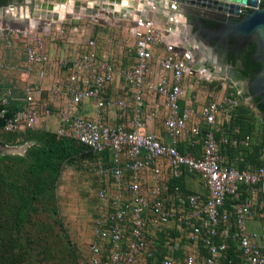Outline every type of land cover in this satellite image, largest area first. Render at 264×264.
I'll use <instances>...</instances> for the list:
<instances>
[{"label": "built area", "instance_id": "1", "mask_svg": "<svg viewBox=\"0 0 264 264\" xmlns=\"http://www.w3.org/2000/svg\"><path fill=\"white\" fill-rule=\"evenodd\" d=\"M64 20L56 21L59 36H71L77 29L66 32ZM34 28L21 31L27 81L20 96L14 95L12 86L0 88V117L10 99L21 101V107L4 119L1 129L20 132L43 120L48 129V120L55 119L57 136L76 140L95 153L99 206L84 264H264V142L256 165L246 162L236 166L223 162L219 155L221 145L236 146L250 140L248 134L241 138L225 132L216 135L220 126L230 121L237 100L222 93L199 107L193 101L182 104L184 79L190 73L183 60L186 53H166L152 74L151 47L161 41L165 30L149 17L136 16L127 28L134 38V63L119 70L126 90L118 95L105 91L115 68L104 52H97L96 35L85 38L76 58L51 56L46 39L52 32ZM107 42L127 43L126 37L112 36ZM53 69L66 73H50ZM48 78L51 83L46 85ZM145 92L161 102L153 99L146 107ZM90 99L94 114L84 116L81 103ZM160 107L164 108L163 126L170 142L145 129ZM186 135L197 137L198 155L176 146ZM164 164L170 177H177L182 168L196 174L204 196L184 194L183 208L167 203ZM243 188L249 197H243ZM256 210L262 215L260 226L249 229L246 220ZM182 239L186 243L180 246ZM179 247L183 248L181 255L176 254Z\"/></svg>", "mask_w": 264, "mask_h": 264}, {"label": "rangeland", "instance_id": "2", "mask_svg": "<svg viewBox=\"0 0 264 264\" xmlns=\"http://www.w3.org/2000/svg\"><path fill=\"white\" fill-rule=\"evenodd\" d=\"M35 1L10 0L2 5L0 12V86H12L16 92L27 81L25 36L21 31L25 27L34 28L20 25L23 24L21 18H31L34 10H40L35 5L31 6ZM89 24L86 20L68 21L62 26L66 32L74 27L77 29L71 35L74 40L77 36L81 39L88 33L95 34L97 51L101 53L105 50L109 34L98 32V24L94 25L96 30L93 32V25ZM56 25L50 28L52 34L46 39V44H55L62 51V44L68 41V37L66 33L62 35L63 39L59 38ZM210 80V89L216 95L227 93L234 97L236 89L243 96V106L253 107L250 95H243L227 76L211 77ZM213 97L210 96L211 99ZM44 127L43 121H39L33 129L3 134L6 146L15 148L8 154L22 155L21 148H27L34 141L33 136ZM48 129L53 130V126ZM77 153L71 161H53L52 170H44L38 182L31 179L25 165L12 159H0V264L85 263L99 200L95 194V153L85 149H78ZM33 191L37 192L36 196L30 198ZM24 205L28 213L20 224L16 212L19 206Z\"/></svg>", "mask_w": 264, "mask_h": 264}, {"label": "crops", "instance_id": "3", "mask_svg": "<svg viewBox=\"0 0 264 264\" xmlns=\"http://www.w3.org/2000/svg\"><path fill=\"white\" fill-rule=\"evenodd\" d=\"M37 1L41 3L40 0H36V2ZM94 1L95 0H92V2ZM100 1L101 0H99L98 2L100 3ZM157 2H159V5H157ZM121 4L123 6H126V9L128 8L127 5L130 4L129 7L131 8L129 12L131 18L129 20L123 18H114L111 20L110 18L105 16L101 17L99 20H93L91 19V17H93L94 15L91 17L81 15L80 17H71L67 20H64V22L86 20L88 23L93 25L91 26V31L93 32L96 30L94 25L98 24L99 30L97 31L101 32L102 34H109L108 37H126V44L115 45L113 43L110 44L107 42L105 50L103 51L107 58L112 61V64L115 68L112 82L107 86L105 91L106 93H112L115 95L121 94L126 90V86L123 83L122 76L119 74V70L121 68H130L134 63V55L132 50L134 38L129 34L127 29L132 19H134L136 16H146L151 18L155 22V24L159 26L160 29L165 30L161 41L156 44H153L151 47L152 58L150 59L149 64L152 74H155L157 70L158 59L164 56L166 53L171 51H177L176 53H178V55L180 56L179 52L187 53L190 51L188 48L189 45L187 43H189L190 40L193 39L191 29L194 28L192 24L189 25L186 23V18L180 12L173 10V6L167 3H163L162 0H153V2H149L148 0H131L130 3L128 0H125V2L123 1V3ZM56 24L58 23L56 22ZM89 35L91 34L88 33L87 36ZM67 37L68 38L66 40L68 41L62 44L64 46L62 51L61 49H58L55 44L46 45L47 51L51 56L68 55L71 58H76V56L82 51L85 37L80 39L77 36L76 40H74L72 36ZM59 38H62V36H59ZM49 72L56 73L58 75H64L66 73L65 70L55 69L49 70ZM211 77L214 78L220 76H218L217 74H213L210 68L208 66H204V64L193 72L186 74L184 79V95L181 100V103L184 104L193 101V103H195L197 107H199L206 100L211 99L213 97L212 95H214V99L218 98L219 93L216 95L214 91L210 89ZM50 83L51 80L50 78H48L45 81V84L48 85ZM153 99H155V101L157 102H161V98L154 97L147 92L144 93V104L146 105V107L151 106V101ZM80 108L81 113L84 116H93V100H84L81 103ZM255 115L258 120H256L254 131L251 132L250 135L248 134L250 136V140L247 144H238L236 146H222L219 148V155L223 162L236 166H242L246 162L252 163L251 161L255 160L258 148L264 142V124L261 123L259 119L260 113L255 112ZM163 117L164 108L160 107L157 116L146 122L145 129L154 133L160 140L164 142H170V136L167 134L163 126ZM48 123L50 124V126L55 127L56 120H48ZM43 124H45L44 120ZM220 132H225L231 136H235L238 138L244 136L240 135V131L237 126L231 124V118L228 123H224L220 126L219 132L216 135H218ZM175 144L182 151L191 150L196 155L200 153V146L199 143H197V137H191L189 135H186L177 140ZM256 164L258 163H255V165ZM163 177L169 185V189L165 193L164 199L167 203L175 205L177 208H183L186 206V202H183L182 198V196L186 193L193 192L199 193L204 196L205 189L198 176L194 173L187 171L184 168L180 170L179 175L177 177H170L168 174V168L164 164ZM146 180L148 184L151 182V177L149 173L146 176ZM249 196V192H247V190L243 188V197ZM261 220L262 215L260 211L256 210L255 212H253L252 216L247 218L246 223H248V225L250 226L249 229H258ZM185 243L186 241H184V245Z\"/></svg>", "mask_w": 264, "mask_h": 264}, {"label": "water", "instance_id": "4", "mask_svg": "<svg viewBox=\"0 0 264 264\" xmlns=\"http://www.w3.org/2000/svg\"><path fill=\"white\" fill-rule=\"evenodd\" d=\"M31 3L40 10H34L33 16L25 17L23 24L36 27L38 31L49 30L56 21L68 19L71 17L95 16L101 18L103 16L110 19L123 18L129 20L130 4L128 8L121 3L125 0H40ZM114 1V2H113ZM122 1V2H121ZM127 1V0H126ZM129 3L131 0H128ZM149 2L153 0H148ZM159 1V0H155ZM163 3L173 6V10L180 12L185 18L186 23L191 25L190 19H194L196 26H202L208 34L215 39H219L227 44L229 39H234L244 44L247 39L251 38L255 43V51L252 59L260 63L257 73L248 81L247 85L253 96L259 97V101L264 107V0H162ZM159 5V2H157ZM0 12L2 6H0ZM206 13L212 19L213 27H208L199 18L200 14ZM91 19H96L95 17ZM47 23V24H46ZM193 27V26H192ZM186 65L190 68V72L198 69L201 64L199 62H189L183 57ZM235 83V82H234ZM236 84V83H235ZM243 95H248L245 88L238 86ZM252 101V96H250ZM28 147V146H27ZM11 149V150H10ZM22 147V153L25 151ZM15 148H8L6 145H0V152L8 154Z\"/></svg>", "mask_w": 264, "mask_h": 264}, {"label": "trees", "instance_id": "5", "mask_svg": "<svg viewBox=\"0 0 264 264\" xmlns=\"http://www.w3.org/2000/svg\"><path fill=\"white\" fill-rule=\"evenodd\" d=\"M10 0H0V6L5 5ZM97 49V47H96ZM98 52V51H97ZM4 87V86H0ZM235 90L238 104L232 109L231 111V124L237 126L240 131V135L251 134L254 131L256 120L258 118L255 115V112L260 113V121L264 124V107L262 103L259 101V97L252 96V104L253 107H246L243 106V96L238 94ZM14 95L16 97L20 96V91L16 92ZM250 95V92H248ZM21 107V101L19 99H10L8 104L5 106V114L3 117H0V145H6L3 141L2 135L3 134H15L19 132H5L1 129L4 119L13 114L14 111L18 110ZM1 109V106H0ZM33 129V128H30ZM29 130V129H27ZM41 132L33 136L34 141L30 143V145L25 149L22 155L17 154H2L0 152V159H12L15 160L27 167L29 175L34 182L39 181V177L44 170H52V162L53 161H71L75 159L76 155L78 154V149H84L88 152L91 151L87 146L84 144L69 139L66 137H59L56 133L51 129L41 128ZM25 131V130H24ZM264 131V130H263ZM22 132V131H20ZM226 146V145H221ZM260 148V146H259ZM259 148L255 157V160L251 162L253 164L259 163L258 154ZM182 151V150H181ZM254 155V154H253ZM255 156V155H254ZM93 157V156H92ZM91 157V158H92ZM36 191H33L30 195V198H34L36 196ZM17 218L18 221L21 222L26 218L28 209L27 206H19L17 210ZM19 225V223H17ZM173 234L175 232L172 231ZM179 245H184V240H180ZM234 246L233 243H231ZM162 247L159 246V252H161ZM183 252V248L179 247L176 251L177 255H181ZM159 256V254H157Z\"/></svg>", "mask_w": 264, "mask_h": 264}, {"label": "flooded vegetation", "instance_id": "6", "mask_svg": "<svg viewBox=\"0 0 264 264\" xmlns=\"http://www.w3.org/2000/svg\"><path fill=\"white\" fill-rule=\"evenodd\" d=\"M199 18L206 26L213 27L214 23L208 14L202 13ZM190 21L194 26L191 29L193 39L187 43L190 51L184 57L189 62L208 66L213 74L227 76L229 81L250 92L247 83L260 68V63L252 59L255 51L254 41L249 38L242 44L229 39L225 44L218 38H212L202 26H196L194 19ZM250 96H253L251 92Z\"/></svg>", "mask_w": 264, "mask_h": 264}]
</instances>
